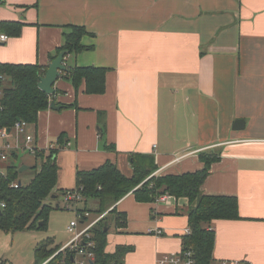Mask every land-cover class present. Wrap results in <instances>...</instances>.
Listing matches in <instances>:
<instances>
[{
    "label": "crops",
    "instance_id": "0c3cea01",
    "mask_svg": "<svg viewBox=\"0 0 264 264\" xmlns=\"http://www.w3.org/2000/svg\"><path fill=\"white\" fill-rule=\"evenodd\" d=\"M0 23L19 26L0 28V65L35 64L42 75L79 26L86 48L67 54L66 68L105 70L97 95L62 73L51 97L61 109L40 111L26 128L39 151L56 150L57 191L75 190L78 171L107 161L131 177V155L152 157L153 175L165 176L199 171L200 155L212 154L200 191L235 198L238 218L212 221L210 264H264V0H4ZM104 213L105 252L130 249L123 264L180 251L188 228L187 201L167 195L146 203L129 193Z\"/></svg>",
    "mask_w": 264,
    "mask_h": 264
},
{
    "label": "trees",
    "instance_id": "16d2710c",
    "mask_svg": "<svg viewBox=\"0 0 264 264\" xmlns=\"http://www.w3.org/2000/svg\"><path fill=\"white\" fill-rule=\"evenodd\" d=\"M0 28H13L16 33L19 31L18 25L6 23H0ZM69 29L70 31L64 34V42L54 57L60 51L70 54L86 48L81 44L82 37L87 35L84 28L70 26ZM41 71L35 64L0 65V76L9 82L1 92L0 130L11 131L14 124L19 121L33 126L37 114L49 108L52 96L43 93L37 87ZM68 74L74 87L77 88L83 83L86 94L97 95L104 92V69L74 67L68 70ZM55 154L56 150L38 152L34 160L39 165L33 166V176L26 183L20 180L19 166L15 163L18 156L15 153L9 155L5 171L0 173V232L13 233L44 227L51 211L58 208L52 204V197L58 199L60 196L64 197L67 192L78 191L83 200L97 201L95 210L97 216L129 193H132L136 202L146 203L167 195L187 201L190 233L181 237V249L192 251L195 264H210L214 244L212 221L238 218L235 198L206 196L200 191L210 164L215 160L212 154L200 155L204 163L201 170L181 175L154 176L156 167L150 156H129L131 177L123 176L115 164L107 161L96 169L78 171L76 189L64 192L55 189L57 178ZM1 204L4 205L3 208ZM110 213L116 217V227L124 226L123 213H116L115 209ZM104 220L105 217L90 230L93 264H123V257L130 249L117 247L112 254L105 252L108 225ZM48 245L50 244L39 245L34 250L32 264H74L71 252H59V247L50 248Z\"/></svg>",
    "mask_w": 264,
    "mask_h": 264
},
{
    "label": "built area",
    "instance_id": "2783aa9c",
    "mask_svg": "<svg viewBox=\"0 0 264 264\" xmlns=\"http://www.w3.org/2000/svg\"><path fill=\"white\" fill-rule=\"evenodd\" d=\"M4 0H0L2 3ZM8 39L6 35L0 36V42H5ZM4 78L0 76V98L2 95V82ZM27 124L24 121L16 122L13 126V129L10 132H15L17 136L22 137V143H18V141H12L10 143L7 141V138L10 133H6L5 130H0V161H7L9 155L11 153L19 154V153H27L31 156H35L39 151V149L34 144V138L27 133ZM66 147L70 146V143L65 144ZM65 147V148H66ZM48 150H53V146H50ZM83 199L78 191L67 192L64 196V209L70 210L75 209L76 215L80 221H71L66 227V233L71 236L69 242L64 245L60 251H69L73 254L71 258L74 264H93V253L90 251L93 248V242L91 240V232L90 230L97 222L102 220L106 213L97 216L94 220L89 221L90 213L86 210L78 209V204L82 202ZM3 208L4 205L1 204ZM79 224L83 226L81 230L78 231ZM152 233V231H149ZM156 234V231L154 232ZM157 233H159L157 231ZM190 233L189 228H187L183 235H188ZM79 257L76 260V257ZM156 264H195L193 259V254L190 249L182 250L163 255L158 258ZM229 264H239L238 262H231Z\"/></svg>",
    "mask_w": 264,
    "mask_h": 264
},
{
    "label": "rangeland",
    "instance_id": "374dc122",
    "mask_svg": "<svg viewBox=\"0 0 264 264\" xmlns=\"http://www.w3.org/2000/svg\"><path fill=\"white\" fill-rule=\"evenodd\" d=\"M14 135L15 137L12 141L14 142L16 140L21 144L22 137L17 136L15 132ZM7 141L12 143L9 138H7ZM16 155L18 156L15 160L16 165L29 167L20 175V180L26 183L33 176V166L38 163L35 162L33 156L27 153H19ZM3 162L5 161H0V163ZM1 165L2 164H0V166ZM1 171L2 170H0V172ZM95 202L97 203V201ZM58 203L60 207L51 211L44 227L36 230H24L13 233L0 232V262L4 264H31L33 262V252L39 245L41 246L47 243L50 244L48 245L50 248H60L70 240V236L66 233V227L71 221L80 220L74 208L66 210L62 202L58 201ZM79 209L83 210V207L80 205ZM106 210H108V207ZM89 212L91 213L89 221H92L95 219L96 215L93 210ZM111 219L112 215L109 214L107 218H105L104 223L109 226ZM79 226L78 231L83 228L82 225L79 224ZM78 259L79 257L77 256L76 260Z\"/></svg>",
    "mask_w": 264,
    "mask_h": 264
},
{
    "label": "water",
    "instance_id": "95a60500",
    "mask_svg": "<svg viewBox=\"0 0 264 264\" xmlns=\"http://www.w3.org/2000/svg\"><path fill=\"white\" fill-rule=\"evenodd\" d=\"M68 53L66 51H60L54 59L50 61L48 64L46 70L38 77V83L37 87L39 90H41L43 93L52 96L54 93L53 85L58 80L60 75L62 73H67L68 69L66 68L64 64V57ZM49 109L53 111H59L61 109L60 106H57L54 101H51L49 104ZM10 130H6V133L8 134ZM28 169L27 166H20L18 168V173L22 174L24 171ZM41 225V222L39 223Z\"/></svg>",
    "mask_w": 264,
    "mask_h": 264
}]
</instances>
